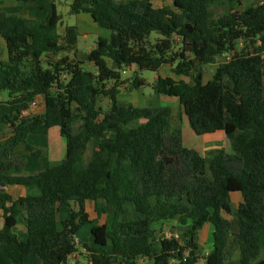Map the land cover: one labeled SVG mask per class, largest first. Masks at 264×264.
Returning a JSON list of instances; mask_svg holds the SVG:
<instances>
[{
    "label": "trees",
    "instance_id": "obj_1",
    "mask_svg": "<svg viewBox=\"0 0 264 264\" xmlns=\"http://www.w3.org/2000/svg\"><path fill=\"white\" fill-rule=\"evenodd\" d=\"M170 2L155 7L151 0H71L69 15H89L110 31L78 62L53 59L75 52L77 44L75 27L58 34L54 4L40 6L47 11L44 22L0 16L8 50V60L0 61V93L7 95L0 101V137L11 129L8 139L0 138V240L9 247L10 264H26L30 254L39 264L66 263L78 252L76 233L89 223L88 201L105 204V221L90 230L86 264H196L197 235L206 222L214 227V249L203 257L205 264H228L235 250L239 264H264L258 262L264 248V0L241 12L236 8L242 0ZM221 57L203 83V67ZM131 66L136 71L122 79ZM163 66L189 81L157 75ZM142 71L157 75L153 90L179 102L195 136L222 132L230 152L220 148L203 158L184 147L167 107L120 105L121 88L145 86ZM39 97L44 112L24 115ZM52 127L65 140V158L39 172H22L25 161L10 153L24 144L40 158L43 152L26 138ZM13 185L40 194L13 200L4 191ZM234 193L242 201L232 212ZM126 203L142 218L126 221ZM59 213L69 216L61 230ZM161 221L190 228L179 240L162 238L152 229ZM18 223L25 240L13 232Z\"/></svg>",
    "mask_w": 264,
    "mask_h": 264
},
{
    "label": "crops",
    "instance_id": "obj_2",
    "mask_svg": "<svg viewBox=\"0 0 264 264\" xmlns=\"http://www.w3.org/2000/svg\"><path fill=\"white\" fill-rule=\"evenodd\" d=\"M0 16H11L16 15L20 16L25 19L44 22L47 11L46 9H40V6H38L40 3L43 4H54L56 6L55 0H35L36 3H34L31 6H24L15 0H0ZM262 1V0H261ZM258 2L257 4H259ZM256 4V5H257ZM243 5L242 4L240 7ZM254 5V4H253ZM251 7V6H250ZM249 7V8H250ZM247 10V9H246ZM237 11V8H236ZM245 11V10H243ZM241 12V11H239ZM77 19L76 26H73L76 28L77 32V41L78 36L81 35V40H85V37L88 32H94L96 34H99L98 26L93 22L91 17L86 14H78L74 15ZM70 27V26H67ZM98 27V28H97ZM64 31V27H62ZM102 29V28H100ZM93 30V31H92ZM58 32V31H57ZM59 34V32H58ZM110 36V34H109ZM108 36V37H109ZM108 37H102V38H108ZM95 47V46H94ZM83 55V54H81ZM8 60V50L6 47V43L4 40L0 37V61H7ZM129 68H135L134 66H131ZM136 70V69H135ZM159 72V71H158ZM157 76V75H156ZM212 78V77H211ZM211 78H206L204 81L203 76V83L208 82L211 80ZM174 79V78H173ZM176 80V79H175ZM7 97V95H6ZM3 98V96L0 94V101L6 99ZM44 112V103L41 97L37 99V107L35 110H33L30 114H41ZM52 135V136H51ZM11 136V129L8 127H5L2 132V136L0 137L1 140H6ZM49 136L54 137V140L56 141V144L53 145V143H48ZM207 136L213 138H225L224 134L222 132H216L213 134H207L202 136V138ZM226 139V138H225ZM227 143L226 147L225 145L223 147H219L225 149L227 152L229 148V143L226 139L224 143ZM26 143L31 146L34 149H38L43 152V155L40 158L33 157L30 152L27 150L26 146L24 144L17 145L13 151L10 153L12 157H17L20 159H23L25 161L24 169L22 172L26 173H33V172H39L44 170L50 165L59 163L65 158L66 155V147H65V140L61 137L59 133L58 127H52L50 128L46 134H29L26 138ZM12 174L20 173L18 171L12 170L10 171ZM4 191L13 199V200H19L21 198L29 197V196H39L40 191L36 189H27L22 186H8L4 188ZM242 199L241 196L237 193H234L231 195V207L232 212H235L238 208V205L241 203ZM128 203L124 205V209L126 208ZM131 204V203H130ZM105 204L101 201H88L85 204L86 212L89 215V223L84 224L81 226V228L76 233L75 237L78 241V252L70 257H68L66 263L64 264H86L87 263V255L84 252V245L93 246V238L91 236L90 230L94 226H100L104 224L105 221V215L104 210ZM130 213H126L124 218L126 221H135L139 218H142L141 215H139L134 206H129ZM129 214V215H128ZM69 216L66 213H59L57 217V228L61 230L62 228V222L68 219ZM229 218V217H227ZM231 220V232L236 233L237 232V226L233 219L230 217ZM3 227V220H2V212L0 211V230ZM190 228V224L187 223L186 225H181L178 222L175 221H161L156 222L152 225V229L156 232V234L160 237H168L171 235H178L182 236V233L185 232ZM13 232L21 239H26V229L23 224L18 223L14 229ZM213 234H214V227L210 223H204L203 226L198 231L197 235V244H198V250L200 258L196 262V264H205V261L203 257L207 256L210 252L213 251ZM9 247L6 244H3L0 240V264H10L9 258ZM259 261L264 262V248L260 254V257L258 259ZM24 262L26 264H39L34 255L30 254L27 255L24 258ZM228 264H239V251L235 250L231 256L230 262Z\"/></svg>",
    "mask_w": 264,
    "mask_h": 264
},
{
    "label": "rangeland",
    "instance_id": "obj_3",
    "mask_svg": "<svg viewBox=\"0 0 264 264\" xmlns=\"http://www.w3.org/2000/svg\"><path fill=\"white\" fill-rule=\"evenodd\" d=\"M56 4V11L57 14L61 17V23L58 25L57 31L59 32V35H63L64 31L62 27L66 28L67 26H76L77 19L74 15H69V4L71 0H55ZM153 5L155 7H162V6H171L170 0H151ZM258 2H261V0H243L242 7H237V11H243L248 9L253 4H257ZM36 3V2H35ZM51 4V3H50ZM43 5V3H40L38 6ZM49 5V4H47ZM222 9H214V16L217 17L221 13ZM98 28V27H97ZM93 31V30H92ZM99 34H96L94 32H88L85 40H81V35L78 36V41L76 44V51L75 52H66L58 54L57 56H53V59L57 60L59 58H62L64 56H67L69 59H74L75 61H80L81 54L85 55L89 53L95 46V43L99 37H108L110 34V31L105 29L98 28ZM156 40V35L152 34L150 36V43H154ZM179 49V46L176 44L173 47V51H177ZM240 49V46L237 48ZM223 60V57L218 58L215 64L207 65L203 67L204 70V81L206 78H211L213 76V73L216 69V66L219 62ZM87 68V67H85ZM87 69H90L87 68ZM135 68H125L122 72V79L128 80L131 78V76L134 73ZM157 75L161 77H172L176 80L183 79L185 81H189V78H185L182 76H174V74L171 73L170 66H163L157 73ZM138 76L145 82V86L139 88L135 91H127L126 88L120 89V94L118 96V102L120 105L125 104H133L136 107H167L170 111V120L172 122V125L174 127H180L182 131V143L183 146L188 149H193L196 152H198L203 158H207L208 153L211 151H214L218 149L219 147H223L227 145L226 139L224 138H213L210 136H207L209 138H202V136H195L193 132L190 130L187 124V120L185 116L182 113L181 107L179 105V102L175 98H169L162 95L157 94L153 90V84L156 81V74L149 71H142L138 74ZM3 98L6 97V93L2 92L0 93ZM105 102V101H104ZM52 136V135H51ZM49 136L48 143L51 142L56 144V141L54 140V137ZM229 151V148H228ZM90 151L87 153V157H89ZM129 206H133V204L128 203L125 211L126 213H130ZM129 215V214H128Z\"/></svg>",
    "mask_w": 264,
    "mask_h": 264
},
{
    "label": "built area",
    "instance_id": "obj_4",
    "mask_svg": "<svg viewBox=\"0 0 264 264\" xmlns=\"http://www.w3.org/2000/svg\"><path fill=\"white\" fill-rule=\"evenodd\" d=\"M63 79H65V76H63ZM36 107H37V99L34 100L32 103H30V105H29L27 111H25L23 114H24V115H31L30 113H31L33 110H35ZM167 238H168V239H169V238H174V239L179 240V239H180V236H178V235H171V236H168ZM73 243H74L75 245H78V244H79L78 241L76 240V238L73 239Z\"/></svg>",
    "mask_w": 264,
    "mask_h": 264
},
{
    "label": "water",
    "instance_id": "obj_5",
    "mask_svg": "<svg viewBox=\"0 0 264 264\" xmlns=\"http://www.w3.org/2000/svg\"><path fill=\"white\" fill-rule=\"evenodd\" d=\"M254 7H256V5H254Z\"/></svg>",
    "mask_w": 264,
    "mask_h": 264
}]
</instances>
